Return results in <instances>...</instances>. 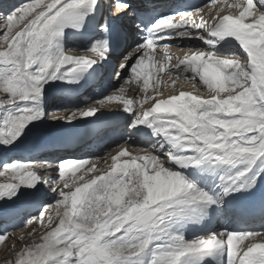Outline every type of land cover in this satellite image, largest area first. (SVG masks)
Listing matches in <instances>:
<instances>
[{
	"label": "snow or ice",
	"instance_id": "6c2138e0",
	"mask_svg": "<svg viewBox=\"0 0 264 264\" xmlns=\"http://www.w3.org/2000/svg\"><path fill=\"white\" fill-rule=\"evenodd\" d=\"M99 3L28 0L11 11L0 10V63L10 65L7 74L0 73V108L29 100L39 103L44 84L57 79L78 82L94 64L107 59V40L86 51L65 54L59 47L50 51L53 38L60 37L66 27L79 28L78 21ZM209 6L214 10L208 15H202L205 9L200 7L161 18L154 28H148L146 42L120 60L113 78L122 79L125 70L129 76L112 94L83 109L47 116L71 124L91 119L115 104L133 116L130 128H152L150 121L157 118L159 126L153 134L164 137L171 148H164L163 143L159 148L133 147L125 140L104 157L60 164L13 162L0 168V175L9 170L14 174L13 182L0 184V200L14 199L20 187L48 185L49 176H57L51 183L55 200L25 223L32 219L43 223L50 207L55 208V216H48L41 242L33 241L14 264H141L140 258L159 239L153 234L166 219L183 216L199 223L202 217L192 215L195 209L216 202L213 195L181 174L180 169L189 166L247 163L249 167L231 177L223 192L251 191L256 186L259 173L251 166L264 157V0H210ZM130 9L124 0H112L113 16L134 15ZM139 19L138 28L152 18ZM107 29V23L101 25V31ZM177 37L201 40L208 50L181 49L182 58L173 57L168 49L178 46L162 41ZM226 37L239 42L246 53L243 59L217 56L212 51L214 38ZM154 60L160 65L159 72H165L164 65H168V78L189 85L191 91L164 98L157 88L148 95L150 77L145 69ZM34 65L38 70L29 72ZM186 72L192 75L186 76ZM133 80H143L139 91L144 95L138 103L137 97L126 98L127 85ZM41 118L39 108L17 107L3 122L0 145L11 147L29 123ZM161 154L163 158H158ZM122 158L127 159L122 162ZM101 160L107 165L104 169L98 167ZM172 164L178 168L172 170ZM42 170H47L46 176L40 174ZM24 211L25 207L0 211L4 232L0 243L9 239L6 224ZM171 239L174 244L154 256L152 264H199L200 257L217 251L227 256V264H264V231L210 232L190 242L182 236Z\"/></svg>",
	"mask_w": 264,
	"mask_h": 264
},
{
	"label": "bare ground",
	"instance_id": "6f19581e",
	"mask_svg": "<svg viewBox=\"0 0 264 264\" xmlns=\"http://www.w3.org/2000/svg\"><path fill=\"white\" fill-rule=\"evenodd\" d=\"M20 1L22 0H0V7L3 8V5L6 7L9 5V3L10 5H14L17 2L19 3H17L16 6H20L28 2V0H23L22 2ZM130 1L132 2L130 11L133 12L134 15H130L127 12L121 13L119 15L121 16L125 14L124 18L120 21L121 26L124 28L120 41L114 38V35H112L113 30L109 28L110 23L119 18V16L112 15V0H108V3L110 4V10L108 12H104L102 19V25L107 23L108 29L106 32L101 31L97 35V38H95L93 41L82 43L77 36H69L67 34H62L60 39L58 37L53 38L50 51L55 52L57 47H59V49L65 54H67L69 50H75L78 52L86 51L94 43L103 41V38H111L112 43L110 46H108L109 51L107 53V57H109L108 62L105 59L100 63L93 65L96 68L101 69V74L104 79L94 88L84 90V92H82V94L76 99L70 98V94L74 91L64 93L61 96H47L48 89L54 83V81H51L43 85L42 97L39 103L29 100L24 102L22 105L0 108V132H3L5 129L3 122L6 117L10 114H15L17 107H28L33 110L39 108V110L42 111L44 117L36 122L29 123L28 126L23 130V135H21L11 147L5 148L0 145V163L4 160V158H11L12 156H15V158L10 162V164L13 162L41 163L45 161L50 164H60L69 160L80 162L82 160L107 156L118 144L123 143L125 140H127L128 143L133 147L159 148L161 147V143H163L164 148L172 147L167 143L164 137H157L153 134V129L159 126L157 118H152V136L150 138H142L140 136V129L129 127V125L133 122V116L115 104L109 108L102 109V111L98 112L96 116L91 119L77 120L71 124H66L59 119L51 120L47 118L48 114L52 112L65 110L75 111L83 109L91 103L94 104L97 101L103 100L108 95L119 89L124 81L123 79L116 81V79L113 78V75H115L117 68L119 67L120 60L123 59V57L132 48L136 47L137 44L146 42L143 30L137 27V24L140 21L139 13L145 11H155V13L159 14L160 18H165L169 15L191 12L200 7L205 9L202 15H208L214 10V8L209 6L210 0H206L199 6L194 5L193 0H180L179 4L176 3L178 5L175 6L170 5L172 0H129V2ZM229 2H231V0H229ZM2 11L7 12L11 10L6 8L2 9ZM162 43L171 46H178L170 47L168 49L173 57L182 58L183 51L181 49L208 50V46L205 45L201 40L191 38L177 37L170 40H164ZM116 48L118 49L116 50ZM155 51L159 52V47H157ZM212 51L217 56H238L242 59L246 56L244 50L228 49L225 51H218L214 47ZM172 63H175V60H173ZM0 64L4 66L3 63ZM5 66L7 68V72L10 71V65L5 64ZM150 66H153V69L157 70L160 65L154 60L153 64ZM164 67L166 69L165 72H154L156 74L154 78L156 79V83L153 84L149 81V88L147 92L148 95H152L153 92L157 90V88L163 91V97L166 98L173 93L179 94V92L182 90L191 91L190 86L187 84H182L178 80L173 83V81L168 78V71L170 70L169 66L164 65ZM33 69L38 70V66L34 65L32 68H29L28 71L32 72ZM154 73H152V75ZM185 75L191 76L192 73L186 72ZM110 76H112L113 79ZM106 81H109V85L115 84V82L116 84L114 86L108 87L106 90H103V86ZM153 81L155 82V80ZM142 85L143 82H136L127 85L126 98L137 97L138 103L139 99H142L144 95L139 91V88L142 87ZM147 106L148 105H145V107ZM108 109H116L122 116V122L115 128H111L107 131L99 133L92 140L84 142L74 149L63 150L61 149V146L57 147L54 145H50L46 148L43 146L36 149V144L33 143L34 139L39 138L42 141H54L58 136H61L67 131L75 129L84 122L102 117V115ZM145 135H147V133H145ZM177 149H179V146H177L174 151ZM158 158H163V154L158 156ZM125 159L127 158H122V162ZM4 166L5 165H2L0 168H3ZM254 166L258 167L259 177L262 176L264 173V157L257 158L251 168ZM98 167L104 169L107 167V165H105L103 160H101ZM248 167L249 165H247V163H239L234 166L213 164L207 168L205 167V163H202L199 166H189L186 169H180L181 174L185 175V177L190 182L194 183L197 187L209 192L216 198V202L211 206L218 209V223L211 231L190 236L189 232L185 229L189 222H184L178 226H174V223L167 225L169 219H166L165 222L159 226L158 231L153 234L154 236H159V239L154 240L153 244L150 246V249L140 258L141 264H152V259L154 256L159 255L161 251L170 248L174 244V241L171 239L173 236H182L185 241L190 242L197 237L206 236L210 232L224 230L230 232L264 231V220L243 222L224 210V202L226 201L229 194L225 195L223 189L229 186L231 177H234L239 171L247 169ZM171 168L172 170H176L178 166L172 164ZM40 174L42 176H46L47 170H42ZM13 175L14 174L11 172V170L8 171L7 175H0V184L13 182ZM56 179L57 176L55 173H53L51 176H49L48 185L44 183H38L34 188L20 187L19 195H17L14 199L0 200V211H9L18 207H25V211L23 213H21L13 221H9L6 224L9 239H6L3 243H0V264H14V261L20 255V253L26 247L32 246L33 241L37 243L41 242V237L46 231L45 226L47 225V218L49 215L55 216V208L50 207L44 212L43 223L37 221L36 219H32L31 223L26 224L25 220L30 217H35L40 213L43 206H46L55 200L56 193L51 190V183ZM54 226L55 222L53 224V227ZM3 234V225L2 222H0V235ZM21 237H23V240H21ZM216 254L218 257H224L225 260L228 261L227 256L222 251H217Z\"/></svg>",
	"mask_w": 264,
	"mask_h": 264
},
{
	"label": "rangeland",
	"instance_id": "374dc122",
	"mask_svg": "<svg viewBox=\"0 0 264 264\" xmlns=\"http://www.w3.org/2000/svg\"><path fill=\"white\" fill-rule=\"evenodd\" d=\"M23 1V0H22ZM22 1H20V2H22ZM179 2H180V0L178 1V0H172L171 2H170V5H178L179 4ZM17 3H19V2H17ZM17 3H15L14 5H10V3H9V5L8 6H6L5 7V5H3L2 7L3 8H1V10L2 9H8V10H12V7L13 6H16L17 5ZM176 3H178V4H176ZM0 46H2V41H0ZM131 66V65H130ZM151 68H152V71H151V75H152V73H154V72H159L158 71V69L157 70H155V69H153L154 67L153 66H150ZM154 70V71H153ZM116 71V70H115ZM0 73H4V74H7V68H6V66H5V64H4V66L3 65H1L0 64ZM112 75V74H111ZM114 76V75H113ZM129 76V70H125V71H123L122 73H121V77H122V79H125V78H127ZM155 76H156V74L154 73L153 75H152V81L153 80H155V82L153 81H151V83H156V79H154L155 78ZM111 78H112V76H110ZM163 78V77H162ZM113 79V78H112ZM122 79H119V81L120 80H122ZM116 81H118V79H116ZM136 80H133L130 84H132V83H136V82H143V80H140V81H136ZM115 84H116V82H115ZM115 84H113L112 86H114ZM15 158V156H12L11 158H4V160L0 163V166H2V165H7V164H10V162L13 160ZM77 174H79V173H77Z\"/></svg>",
	"mask_w": 264,
	"mask_h": 264
}]
</instances>
